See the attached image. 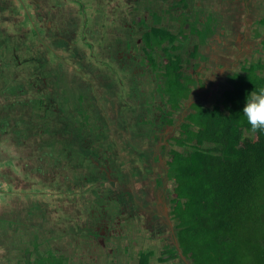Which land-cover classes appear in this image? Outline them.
Segmentation results:
<instances>
[{
    "label": "flooded vegetation",
    "instance_id": "1",
    "mask_svg": "<svg viewBox=\"0 0 264 264\" xmlns=\"http://www.w3.org/2000/svg\"><path fill=\"white\" fill-rule=\"evenodd\" d=\"M19 7L12 15L28 23L0 24V153L9 137L31 154L25 181L78 192L68 201L79 209L46 226L48 248L68 264H191L173 213V150L192 114L224 111L235 79L264 81V0ZM253 95L264 115V95Z\"/></svg>",
    "mask_w": 264,
    "mask_h": 264
},
{
    "label": "trees",
    "instance_id": "2",
    "mask_svg": "<svg viewBox=\"0 0 264 264\" xmlns=\"http://www.w3.org/2000/svg\"><path fill=\"white\" fill-rule=\"evenodd\" d=\"M260 83L235 79L224 94V111L215 106L192 114L193 125L184 127L185 137L173 150V213L191 264H264V115L254 109L253 95H264V81ZM38 164L27 167L36 173ZM9 173L6 169L0 177L8 179ZM39 186L41 206L45 202L52 208L48 200L62 199L61 193L69 200L78 195L69 189L50 193ZM24 257L30 260L28 254Z\"/></svg>",
    "mask_w": 264,
    "mask_h": 264
},
{
    "label": "rangeland",
    "instance_id": "3",
    "mask_svg": "<svg viewBox=\"0 0 264 264\" xmlns=\"http://www.w3.org/2000/svg\"><path fill=\"white\" fill-rule=\"evenodd\" d=\"M26 1L28 2L27 6H30V0H24V3ZM23 9L25 7L18 8L19 11H24ZM25 22H29V17ZM7 36L6 33H0V38ZM9 141V137L4 138L0 153V169H3V172L10 169L13 175L11 183L3 176L0 177V184L3 187V192L0 195V264H47L51 260L57 264H68L64 258H56L48 248L47 243L49 242L46 235L48 228L46 226L56 220L63 208L65 215H69L71 211L78 210L79 207L70 203L68 198H64V203L61 198H58V201L50 198L48 202L51 203L52 208L45 202L44 206H41V195L38 193H41V187L37 185L36 180L32 181V184L29 183L30 180L25 181L27 172L21 168L24 164L21 159L27 158L31 154H23V149L18 150ZM15 155L18 167H14L10 161ZM9 164L13 168L9 167ZM19 171L23 172L21 176L23 181L19 186H16L14 182L12 184V181ZM28 188L32 190L27 192L25 189ZM43 193V195L49 196L48 192ZM54 234L48 233V237L54 238ZM25 254H28L30 260L25 259Z\"/></svg>",
    "mask_w": 264,
    "mask_h": 264
},
{
    "label": "crops",
    "instance_id": "4",
    "mask_svg": "<svg viewBox=\"0 0 264 264\" xmlns=\"http://www.w3.org/2000/svg\"><path fill=\"white\" fill-rule=\"evenodd\" d=\"M31 2V0H30ZM27 1L24 3V0H0V24L8 28H15L17 25H25V18L17 19L12 14V7L15 8L21 6H27ZM25 12V11H20Z\"/></svg>",
    "mask_w": 264,
    "mask_h": 264
},
{
    "label": "water",
    "instance_id": "5",
    "mask_svg": "<svg viewBox=\"0 0 264 264\" xmlns=\"http://www.w3.org/2000/svg\"><path fill=\"white\" fill-rule=\"evenodd\" d=\"M176 247H177V250H178V254L181 255V256H183V252H182V250L180 249V246H179L178 243H176ZM183 257H184V256H183Z\"/></svg>",
    "mask_w": 264,
    "mask_h": 264
},
{
    "label": "built area",
    "instance_id": "6",
    "mask_svg": "<svg viewBox=\"0 0 264 264\" xmlns=\"http://www.w3.org/2000/svg\"><path fill=\"white\" fill-rule=\"evenodd\" d=\"M2 192V186L0 185V193Z\"/></svg>",
    "mask_w": 264,
    "mask_h": 264
},
{
    "label": "clouds",
    "instance_id": "7",
    "mask_svg": "<svg viewBox=\"0 0 264 264\" xmlns=\"http://www.w3.org/2000/svg\"><path fill=\"white\" fill-rule=\"evenodd\" d=\"M1 185V184H0ZM2 186V185H1ZM2 191H3V187H2ZM2 194V192L0 193V195Z\"/></svg>",
    "mask_w": 264,
    "mask_h": 264
}]
</instances>
